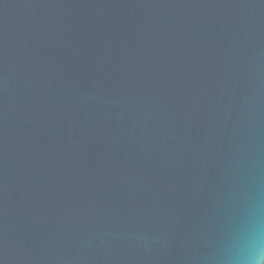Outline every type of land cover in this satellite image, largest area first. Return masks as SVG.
<instances>
[{"label":"water","instance_id":"obj_1","mask_svg":"<svg viewBox=\"0 0 264 264\" xmlns=\"http://www.w3.org/2000/svg\"><path fill=\"white\" fill-rule=\"evenodd\" d=\"M264 221V0H0V264H227Z\"/></svg>","mask_w":264,"mask_h":264},{"label":"clouds","instance_id":"obj_2","mask_svg":"<svg viewBox=\"0 0 264 264\" xmlns=\"http://www.w3.org/2000/svg\"><path fill=\"white\" fill-rule=\"evenodd\" d=\"M227 264H264V221L249 223L242 244L232 252Z\"/></svg>","mask_w":264,"mask_h":264}]
</instances>
